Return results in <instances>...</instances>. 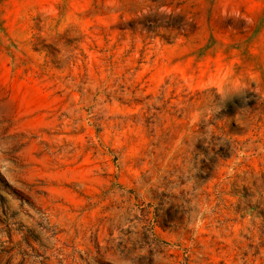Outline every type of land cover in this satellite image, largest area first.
Here are the masks:
<instances>
[{
    "label": "rangeland",
    "instance_id": "374dc122",
    "mask_svg": "<svg viewBox=\"0 0 264 264\" xmlns=\"http://www.w3.org/2000/svg\"><path fill=\"white\" fill-rule=\"evenodd\" d=\"M0 264H264V0H0Z\"/></svg>",
    "mask_w": 264,
    "mask_h": 264
}]
</instances>
